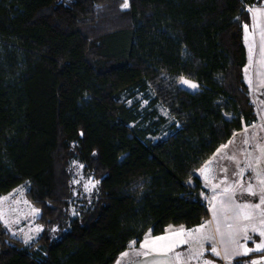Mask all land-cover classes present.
<instances>
[{
  "label": "trees",
  "instance_id": "obj_1",
  "mask_svg": "<svg viewBox=\"0 0 264 264\" xmlns=\"http://www.w3.org/2000/svg\"><path fill=\"white\" fill-rule=\"evenodd\" d=\"M258 2L0 0V197L28 182L44 225L30 244L0 231V264H114L149 230L209 218L196 172L257 120L244 24ZM74 159L100 185L71 214Z\"/></svg>",
  "mask_w": 264,
  "mask_h": 264
},
{
  "label": "rangeland",
  "instance_id": "obj_2",
  "mask_svg": "<svg viewBox=\"0 0 264 264\" xmlns=\"http://www.w3.org/2000/svg\"><path fill=\"white\" fill-rule=\"evenodd\" d=\"M181 80L182 78H180L181 86L188 87L187 83L185 86ZM187 80L194 82L192 84H197L193 80ZM261 99L264 100V96ZM161 112L166 113V109L161 107ZM218 167V164L205 163L196 172L202 179V190L199 192V197L209 206L210 218L199 225L186 227L183 239L179 244V246L184 244L183 248H174V244L169 242L172 239L169 238L170 236H166L161 246L164 248L161 251L162 259L159 254L161 248L158 250L156 245L150 244L127 253L126 261H123L121 257L120 261L115 264H165L164 257L168 258L169 264L200 262L207 259L205 256L207 249L211 252L213 249L218 251V241L219 249L223 250L231 262L236 260H232V257L242 255L247 250V245L241 240V231L245 227V224L241 223L245 218L241 209L249 205L259 209L260 205L248 200L242 194L241 186L250 184L252 176L246 175L244 178H239L237 171L233 176L227 174V170L223 171V167L220 169ZM258 167V170L264 169V159ZM68 168L71 174L72 188L70 210L71 214H76L80 206L92 203L96 198L100 179L87 172L84 164L77 159H74ZM255 181L257 180L254 177ZM193 183V180L189 182L190 185ZM236 183L238 185L234 187ZM30 187V184L25 182L0 197V231L6 232L12 242L21 241L23 244H30L36 241L44 230V225L39 221L41 208L32 199ZM196 229L199 231H193ZM62 231L56 226L49 230V234L53 238H58ZM190 232L191 235H189ZM152 238L150 237V239ZM261 243L264 244V239ZM261 256L264 258L263 255ZM257 258L259 257L255 256L250 260H257Z\"/></svg>",
  "mask_w": 264,
  "mask_h": 264
},
{
  "label": "crops",
  "instance_id": "obj_3",
  "mask_svg": "<svg viewBox=\"0 0 264 264\" xmlns=\"http://www.w3.org/2000/svg\"><path fill=\"white\" fill-rule=\"evenodd\" d=\"M257 9L264 10V0H259L258 3L253 4L248 8L249 20L244 24V43L247 53V62L244 67V78L250 89L252 101L255 105L257 120L236 133L232 139L221 145L205 162L218 164V168L220 169V167H223V171L227 170V174L229 175L232 174L234 176L237 171L239 178H244L246 175L252 176L250 184L240 185L242 194H244L248 200L260 205L259 209L253 205L242 207L241 213L245 218H243L244 222L242 221L241 223L245 224V227L243 228V231H241V240L246 243L248 251L246 255L242 253V255H238V257H232V260L251 254H259L264 251V247L257 249L258 245L264 246V244L261 243L264 239V183L261 182L264 181V169H257L259 168L258 165L261 164L264 159V100L261 99L264 96V39H262V37H264V15L258 16L256 13ZM246 25L247 31L245 30ZM184 81L188 82L189 80L182 78L181 82ZM192 83L194 82L189 81L187 83L189 88H192ZM184 85L186 86V83H184ZM195 85H197V87L190 90L199 89L198 83ZM220 157L221 159H219ZM253 176L257 181L254 182ZM237 185V183L234 184V187ZM240 186L238 187L240 188ZM249 186L250 191L255 193L254 195L250 194ZM181 229H183L182 233H180ZM185 229L186 226L184 225H168L165 232L160 235H153L151 230H149L139 243L136 240L130 241L128 247L119 254L114 264L120 261L121 257L123 261H126L125 259L128 258L127 253H130L133 250L136 251V249L141 248L142 245L150 244L156 245L158 250L161 248L159 254L162 259L161 251L164 250V248L161 246L164 240H157L156 238L170 236L169 238L172 240L169 242L174 244V248H183L184 244L180 246L179 244L183 239L184 232L186 231ZM150 237H153L154 239H150ZM218 242L217 252L219 255H216L207 249L205 251L207 259L200 262L193 261L186 264H219L222 262L232 264L233 262L227 259L223 250L219 249L220 245ZM206 247L208 248V245H206ZM163 260L165 261V264H169L167 257H164ZM179 264H184V262Z\"/></svg>",
  "mask_w": 264,
  "mask_h": 264
},
{
  "label": "snow or ice",
  "instance_id": "obj_4",
  "mask_svg": "<svg viewBox=\"0 0 264 264\" xmlns=\"http://www.w3.org/2000/svg\"><path fill=\"white\" fill-rule=\"evenodd\" d=\"M122 7H123V8H127V7H129L128 0H124V3H123V5H122ZM256 13H257L258 16H259V15H264V10H259V9H257V10H256ZM245 30L247 31V25L245 26ZM262 39H264V37H262ZM184 83H188V82H187V81H184ZM191 87L196 88L197 86H196L195 84H192ZM261 182L264 183V181H261ZM249 191H250V186H249ZM250 194H253V195H254L255 193H252V192L250 191ZM193 231L198 232L199 229H196V230H193ZM180 232L182 233V232H183V229H181ZM191 234H192V233L190 232L189 235H191ZM156 239H157V240H164V239H166V237H157ZM146 246H147V245H142V247H146ZM261 247H264V246L258 245V246H257V249H260ZM247 251H248V250H245V252H244L245 255L247 254ZM213 252H214L216 255H219V253L216 252V249H213ZM253 264H257V262H253Z\"/></svg>",
  "mask_w": 264,
  "mask_h": 264
},
{
  "label": "built area",
  "instance_id": "obj_5",
  "mask_svg": "<svg viewBox=\"0 0 264 264\" xmlns=\"http://www.w3.org/2000/svg\"><path fill=\"white\" fill-rule=\"evenodd\" d=\"M200 199L202 200V202H204V200L202 198H200ZM257 257H259V258H257V260L256 259L248 260V261H245V262H243L241 264H253V262H257V264H264V258L262 256H257ZM219 264H230V263L222 262V263H219ZM232 264H234V263H232Z\"/></svg>",
  "mask_w": 264,
  "mask_h": 264
}]
</instances>
